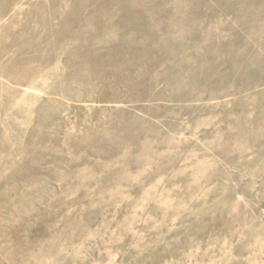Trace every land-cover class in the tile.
Returning a JSON list of instances; mask_svg holds the SVG:
<instances>
[{
	"label": "rangeland",
	"instance_id": "374dc122",
	"mask_svg": "<svg viewBox=\"0 0 264 264\" xmlns=\"http://www.w3.org/2000/svg\"><path fill=\"white\" fill-rule=\"evenodd\" d=\"M0 264H264V0H0Z\"/></svg>",
	"mask_w": 264,
	"mask_h": 264
}]
</instances>
